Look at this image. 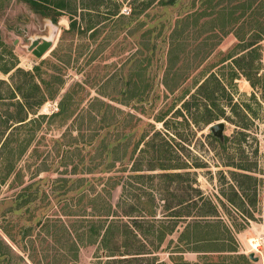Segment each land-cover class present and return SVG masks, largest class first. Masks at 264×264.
Returning a JSON list of instances; mask_svg holds the SVG:
<instances>
[{
  "label": "rangeland",
  "instance_id": "374dc122",
  "mask_svg": "<svg viewBox=\"0 0 264 264\" xmlns=\"http://www.w3.org/2000/svg\"><path fill=\"white\" fill-rule=\"evenodd\" d=\"M162 1L67 0L75 14L62 12L57 19L41 17L23 0L1 1L0 65L33 73L40 67L49 89L59 90L28 121L46 117L13 130L6 149L2 145L11 131L3 134L6 111L17 110L12 103L23 99L0 101V235L28 264L110 259L104 257L110 251L80 229L92 218L97 225L118 219L119 227L111 230L113 247L116 236L135 229L133 219H140L141 233L151 243L160 225L171 232L179 211L211 216L213 207L219 218L256 239L253 248L259 243L264 250V87L254 88L242 72L232 79L231 60L223 63L241 50L237 34L246 33L244 45L254 40L260 0ZM221 9V16L209 15ZM72 21L78 29L71 28ZM89 26L94 29L86 31ZM44 39L53 46L38 58L31 46ZM261 45V69L248 73L253 81L262 78L264 86V41ZM240 55H246L245 64L255 58L258 67L255 55ZM13 73L0 72L8 84H0L5 97L12 94ZM212 74L224 87L214 102L225 114L198 126L193 118L197 108L206 113L207 103L199 87ZM53 75L62 79L60 88ZM66 103L67 115L50 117ZM219 122L226 125L225 148L211 136L210 126ZM26 193L30 202L24 205ZM70 233L78 242L69 241ZM175 239L178 234L171 232L155 255L147 246L149 255L127 263L175 264L186 249ZM247 240L242 245L252 248ZM154 257L159 262L152 263ZM10 264L22 262L11 258Z\"/></svg>",
  "mask_w": 264,
  "mask_h": 264
},
{
  "label": "trees",
  "instance_id": "16d2710c",
  "mask_svg": "<svg viewBox=\"0 0 264 264\" xmlns=\"http://www.w3.org/2000/svg\"><path fill=\"white\" fill-rule=\"evenodd\" d=\"M0 0V6H2ZM26 2L29 6L30 9L40 15L43 18H53L57 19L59 16L62 15V12H69L71 15H74L73 12L69 8V3L67 0H23ZM251 1V0H250ZM163 4L166 3V0L162 1ZM252 2H256L252 1ZM176 0L171 1V5H175ZM250 5L247 6V8L250 9L252 3H249ZM166 5H168L166 3ZM244 7V6H242ZM257 9L260 10L261 14L260 19L258 20L257 26L255 25L254 31H255V37L253 38L254 40L249 41L248 44L244 45L245 41V34L239 35L237 34L238 39L242 42L241 50L240 52L236 54H229L228 57L223 61L227 62L231 60V65L234 69V73L232 75V79H234L236 76H238V72H242L247 78L248 81L252 84L254 88H263V79H257V81H253L251 76L248 73V69L250 70H259L261 69L262 62H263V54L262 50L263 47L261 45L262 41H264V0H260ZM224 9L215 11L213 10L212 14L209 15H215V18L217 16H221L224 14ZM246 16L245 12H243L237 19H241L242 17ZM255 23V24H256ZM224 27V26H223ZM71 28L76 30L77 28V22L72 21L71 22ZM94 28L89 26L87 27L86 31H92ZM243 29V28H242ZM232 30H228V33H230ZM243 52L250 53L252 55H255L256 59L258 60V67L254 66V59L253 58L249 63L245 64V57L246 55H240ZM246 54V53H245ZM35 73L33 72H25L21 68H18L17 65L13 66H8V65H0V72L4 74H10L12 71L14 73L10 76V79L12 81V90H11V96L5 97L3 94L0 93V101H4L6 99L13 100L17 98L16 95H20L23 99V101L19 100L17 103H12V105H16L17 110L6 111V116H5V127L3 134L6 135L8 131H10V134L7 136L5 142L2 145V148L6 149L8 144L10 143L11 139L13 140V130H18L19 128H22L26 124H32L38 121V119H43L46 117V115H41L39 117H36L34 119H31L28 121L29 115L33 114L36 115L38 114L39 109L48 101V100H54L57 95L59 94L58 88H56V85L54 87V90L52 88L49 89V86L51 85L50 81L45 80L41 77L40 75V67H35ZM38 74V75H37ZM53 83L59 84V88L62 86V79L59 78V75H53ZM0 84L2 85H7V82L4 80H0ZM213 84L214 87L211 86ZM44 86V87H43ZM220 91H224V87L220 82V79L217 77V75L212 74L210 78H207L199 87V93L201 96H203L204 100H206L205 104V112L208 114V117L206 116V113L201 114L200 109H198V113L196 112V116L193 118V121L196 125L199 126L201 122L204 123V125H210L214 120L219 119L220 117L224 116L225 111L220 108L219 105H217L214 101V98L216 94ZM255 96V95H254ZM67 99L71 98L66 95ZM209 103L213 104V109H209ZM11 105V104H8ZM185 108L190 111V104L185 103ZM215 109L217 110L216 113ZM69 112V104H62L60 111L58 113H53L50 117H57L61 115H67ZM199 113L201 115H199ZM180 114V113H179ZM49 117V118H50ZM28 121V122H27ZM12 122L11 124H9ZM12 133V134H11ZM240 133V132H239ZM241 134V133H240ZM211 136L214 138V136L211 134ZM220 143V146L223 148L226 147L227 139H224L223 142H221L219 139L216 137L214 138ZM24 152H26V147L22 148ZM23 152V153H24ZM227 166H233L236 169L240 170H248L247 167L245 166H240V165H235L234 163H229ZM233 175H237L238 173L233 172ZM248 176V175H247ZM7 177V176H6ZM6 177L3 179L2 182L6 179ZM175 177H182V175L177 174ZM257 182V180H256ZM264 184V181H260ZM257 183H255V188H257ZM241 187L248 189L249 187L245 185H241ZM264 187V186H263ZM28 191V190H27ZM255 189V193H256ZM236 197H239V192L236 190ZM201 195V193H200ZM29 194H23L21 195V198H23L22 204L26 205L30 201L27 199ZM231 204H236L235 200L229 199L228 200ZM184 206V202L179 204L177 207L181 208ZM214 211L213 214L216 215H193V214H184L183 211H179L177 215H175V221L174 225L172 226L171 232H174L178 227L184 228L183 232L181 233L179 237V243L180 244H185V245H190V244H196L199 242H205L209 239H212L211 236L204 232V228L206 226H210L211 223V218L212 217H218V207H213ZM125 214V213H124ZM127 217H133L137 218L135 216L129 215L126 213ZM220 217V216H219ZM99 218V217H98ZM118 219H113L112 222H110L109 225L103 224V225H97L96 219L92 218L91 221H89L87 224H83L80 229L83 230V233H89L91 236V242L93 243H99L102 245L104 248L105 252H109V255H104V257H109L110 259H107L104 261L102 264H111L113 263H118V264H128L127 262L131 260L132 262H140L143 258L146 257V255L150 254L147 250V246H153V252H157L162 244L165 242L167 236L170 233L167 232V227L165 225H160L159 230L155 231L153 233V241L151 243L148 242L147 235L144 233H141V225L140 222L137 220L140 219H133L135 222V229H128L129 226L124 225L125 229H128L123 231L121 234L116 236L115 243L116 245L111 247V240L110 237L111 235L113 236L111 230L113 227H115L118 224ZM213 220V219H212ZM217 227H219L222 224V220L219 218L216 220ZM116 224V225H115ZM116 227H119L117 225ZM104 231V232H103ZM140 231V232H139ZM81 232L77 233V238L80 235ZM8 237L15 242V239L8 233ZM69 241L72 243L78 242L77 238H72V234L70 233L68 235ZM217 238V237H216ZM93 239V240H92ZM132 243L130 245V243ZM135 246L136 250H132L131 248ZM25 250V249H24ZM116 257V258H115ZM11 258H15L18 262H22V264H28L25 262V260L19 255L14 252L12 247L3 239V237L0 235V264H10ZM152 263H156L158 259L154 257ZM100 263V262H99ZM34 264H36L34 262ZM40 264V263H39Z\"/></svg>",
  "mask_w": 264,
  "mask_h": 264
},
{
  "label": "crops",
  "instance_id": "0c3cea01",
  "mask_svg": "<svg viewBox=\"0 0 264 264\" xmlns=\"http://www.w3.org/2000/svg\"><path fill=\"white\" fill-rule=\"evenodd\" d=\"M255 194H257V191ZM253 205L255 204L253 203ZM248 215L250 218L248 217L247 220L249 222L253 221V215ZM218 219L219 217H212L210 226L204 228V232L212 238L205 242L190 245L180 244L179 237L184 228L178 227L174 231L178 234V239H175V241L179 248L186 247L185 250L177 253L178 256H182V259L181 257L177 259L178 261L175 264H264V250L262 248L258 249L260 244H258V247L253 248L252 242L257 241L255 238H248L247 230L237 229L221 218L222 224L217 227L216 220ZM244 236L248 239L247 241L252 248L243 246L242 239L245 240ZM155 253L152 254L155 255ZM251 254L254 255L256 260L250 257ZM157 262L159 261L157 260Z\"/></svg>",
  "mask_w": 264,
  "mask_h": 264
},
{
  "label": "water",
  "instance_id": "95a60500",
  "mask_svg": "<svg viewBox=\"0 0 264 264\" xmlns=\"http://www.w3.org/2000/svg\"><path fill=\"white\" fill-rule=\"evenodd\" d=\"M53 42L51 40L44 39L42 42L34 41L31 46V50L33 54L38 57L42 58L48 51L52 49ZM226 125L223 122H219L210 126L211 133L214 137L219 139L221 142L224 141V132H225ZM252 259L256 258L253 254L250 255Z\"/></svg>",
  "mask_w": 264,
  "mask_h": 264
},
{
  "label": "built area",
  "instance_id": "2783aa9c",
  "mask_svg": "<svg viewBox=\"0 0 264 264\" xmlns=\"http://www.w3.org/2000/svg\"><path fill=\"white\" fill-rule=\"evenodd\" d=\"M124 13H126V14H127V13H129V11H128L127 9H125Z\"/></svg>",
  "mask_w": 264,
  "mask_h": 264
},
{
  "label": "bare ground",
  "instance_id": "6f19581e",
  "mask_svg": "<svg viewBox=\"0 0 264 264\" xmlns=\"http://www.w3.org/2000/svg\"><path fill=\"white\" fill-rule=\"evenodd\" d=\"M259 243L256 244V246H258Z\"/></svg>",
  "mask_w": 264,
  "mask_h": 264
}]
</instances>
